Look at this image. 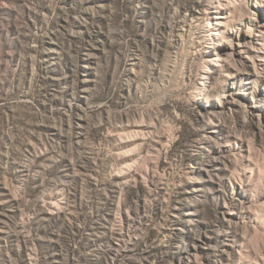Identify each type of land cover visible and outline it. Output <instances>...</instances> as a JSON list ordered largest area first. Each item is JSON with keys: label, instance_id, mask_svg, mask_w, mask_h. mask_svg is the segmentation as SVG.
<instances>
[{"label": "rangeland", "instance_id": "obj_1", "mask_svg": "<svg viewBox=\"0 0 264 264\" xmlns=\"http://www.w3.org/2000/svg\"><path fill=\"white\" fill-rule=\"evenodd\" d=\"M0 264H264V0H0Z\"/></svg>", "mask_w": 264, "mask_h": 264}]
</instances>
